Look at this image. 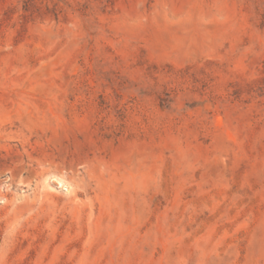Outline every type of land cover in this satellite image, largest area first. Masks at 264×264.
<instances>
[{
    "label": "rangeland",
    "instance_id": "rangeland-1",
    "mask_svg": "<svg viewBox=\"0 0 264 264\" xmlns=\"http://www.w3.org/2000/svg\"><path fill=\"white\" fill-rule=\"evenodd\" d=\"M0 264H264V0H0Z\"/></svg>",
    "mask_w": 264,
    "mask_h": 264
}]
</instances>
